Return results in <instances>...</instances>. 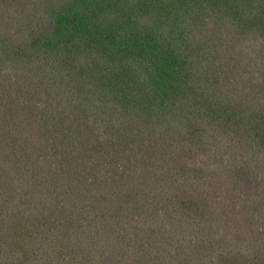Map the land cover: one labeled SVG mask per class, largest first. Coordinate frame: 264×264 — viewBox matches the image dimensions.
<instances>
[{
    "label": "trees",
    "instance_id": "16d2710c",
    "mask_svg": "<svg viewBox=\"0 0 264 264\" xmlns=\"http://www.w3.org/2000/svg\"><path fill=\"white\" fill-rule=\"evenodd\" d=\"M0 264H264V0H0Z\"/></svg>",
    "mask_w": 264,
    "mask_h": 264
}]
</instances>
